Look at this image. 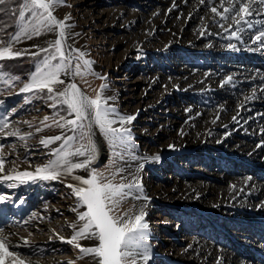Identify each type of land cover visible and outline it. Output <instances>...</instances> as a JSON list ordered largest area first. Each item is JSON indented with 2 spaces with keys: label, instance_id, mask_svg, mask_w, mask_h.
<instances>
[{
  "label": "rangeland",
  "instance_id": "rangeland-1",
  "mask_svg": "<svg viewBox=\"0 0 264 264\" xmlns=\"http://www.w3.org/2000/svg\"><path fill=\"white\" fill-rule=\"evenodd\" d=\"M23 3L24 0H4L0 4V47H6L21 28L28 33L11 41L12 51L22 55L0 59L3 74L0 76V123H7V127L0 128V157L4 161V172H0V176L35 174L38 167L57 158L54 150L75 153L82 145L88 146V138H81L79 128L65 124V120L75 117L68 114L66 105L58 102L61 98L55 96V92L21 91L30 83L37 68H43L45 57L54 52V49L48 52L41 49L49 48L50 43L59 38L58 27L47 31L30 11L25 12L21 21L19 11ZM154 3V0H61L52 9L57 20L66 25L63 47L69 57L64 61L69 65L65 69L67 75L60 74L65 83L54 85L55 91L75 83L85 95L95 98L101 85L107 84L102 95L107 100L106 107L115 109L109 115L116 121L112 127H121V117H134L131 123L123 125L130 130L131 139L126 146L115 148L93 123L90 135L96 145L95 159L86 169H74L72 175L88 178L95 169L115 184L134 182V178L139 180L142 190L131 189L117 214L136 215L141 209L145 212L144 222L148 224L145 244L150 257L147 264H216L213 254L204 255L202 250L217 249V252L227 253L229 245L252 255L251 250L259 248L260 257H264V222L260 218L230 204L211 207L200 194L184 191L200 181L205 188L222 190L228 180L253 173L264 186V168L236 156L232 144L229 141V144L227 141L220 144L216 136L200 144L187 143L184 147L166 141L167 132L185 124V119L179 115L184 105H202L204 101H211L213 105L220 101L216 92L207 96L173 86L177 71L182 67L199 66L223 69L228 61L242 62V54L194 51L181 44L170 48L142 46L135 38L140 17L148 13ZM134 14L139 18L130 20ZM196 16L187 13L184 25L187 31L198 26ZM180 17L182 15L177 20ZM34 28H39L41 34L32 35ZM84 60L90 62V72L94 75L85 69ZM51 63H60L59 57ZM77 64L85 73L83 76L73 75ZM16 77L18 79H13ZM83 123L84 130L88 131L89 121ZM61 124L65 126L60 127ZM55 136L61 139L47 145L41 143ZM68 137L74 139L65 143ZM156 156L159 160L154 159ZM68 159L80 163L87 159V153L71 155ZM120 168L124 171L117 173ZM69 184L78 182L64 174L55 180L38 176L0 179V197H3L0 235L8 237L9 250L18 252L25 264H68L70 261L96 264L92 255H84L75 244L92 247L98 241L67 242L84 224L79 213L86 211ZM238 263L241 264V260L235 264ZM137 264L145 262L137 257Z\"/></svg>",
  "mask_w": 264,
  "mask_h": 264
},
{
  "label": "bare ground",
  "instance_id": "bare-ground-1",
  "mask_svg": "<svg viewBox=\"0 0 264 264\" xmlns=\"http://www.w3.org/2000/svg\"><path fill=\"white\" fill-rule=\"evenodd\" d=\"M154 1L153 8L140 17L135 38L142 46L170 48L181 44L194 51L205 50L219 55L237 53L243 57L242 62L228 61L223 69L199 66L182 67L177 71L171 83L173 86L196 90L207 96L216 92L220 101L213 105L211 101L184 105L179 115L185 119V124L167 132L166 141L184 147L187 143L200 144L216 136L218 143L229 141L232 144L233 154L264 168V38L256 39L264 31V5L255 0L252 15L246 17L249 23H236L239 17L233 19L234 11L225 13L228 19H224L211 10L215 7L218 12H223L221 3L228 7V0ZM236 7H239L238 3ZM187 13L197 15L195 23L198 26L196 24L197 27L190 31L184 27ZM130 17L134 20L139 15ZM222 90L224 93L217 94ZM227 182V187L222 190L220 187L205 188L200 181L197 186L184 187V191L200 194L211 207L230 204L243 208L264 222V186L259 184L254 173ZM179 187L183 188L182 185ZM216 250L202 251L204 255L213 254L216 264H235L237 260H241V264H264L259 248L251 250L253 255L238 246L229 245L227 253Z\"/></svg>",
  "mask_w": 264,
  "mask_h": 264
},
{
  "label": "snow or ice",
  "instance_id": "snow-or-ice-1",
  "mask_svg": "<svg viewBox=\"0 0 264 264\" xmlns=\"http://www.w3.org/2000/svg\"><path fill=\"white\" fill-rule=\"evenodd\" d=\"M60 2L61 0H24V3L20 5L19 18L21 21L25 17V12L30 11L32 17L47 31L51 32L55 28H59V38L50 43L49 48L41 49L44 52L54 49V52L50 56L45 57L42 61L43 68H37V71L31 77L30 83L25 84L21 91L28 92L33 89H47L49 93L55 92V96L61 98L58 102L66 105L68 114L70 116L74 114L75 117L74 119L65 120V124L72 126L73 129L79 128L81 130V138H88V146L82 145L81 148L83 150L78 148L75 153L68 151L61 152V149H56L54 150V155L57 158L50 160L43 167H38L35 174L22 172L16 173L15 176L11 174L0 176V179H35L38 176L44 180H55L61 174L70 175L78 184H69L68 187L72 189L80 205L86 207V211L79 213V219L84 221V224L75 231V234L67 242L73 243L79 239L98 241L92 247H84L79 243L75 244L84 255H92L96 264H137V257H141L145 264H147L150 257L145 244L147 239L146 230L148 229V224L144 222L145 212L141 209L136 215H129L128 213L117 214L120 204L130 195L131 189L142 190L139 180L134 178V182L115 184L111 180H106L103 173H98L95 169L90 172L88 178L72 175L74 169H86L95 159L96 145L90 135L93 123L100 127L101 131L107 135L113 148H115L118 145L126 146L131 139L130 130L123 127V125L131 123L134 117H121V127H112L116 121L110 119L109 115L115 109L106 107L107 100L102 95L103 90L107 88V84L101 85V91L97 92L95 98H89L75 83H68L62 90L55 91L54 85L65 83L64 80L60 79V74L61 72H65V75H67L65 69L69 66L64 63L66 59H69L65 55L63 47L66 25L64 21L57 20L52 12L53 7ZM254 2L255 0L248 3L243 2V0H228V7H224V4L221 3L223 12H218L215 7L211 10L224 19H228L224 15L225 13L234 11L233 19L239 17L236 23H240L241 21L249 23L246 17L252 15V3ZM3 3L4 0H0V4ZM237 3L239 4L238 8L236 7ZM259 3L264 5V0H259ZM22 33L28 34L27 29L21 28L20 32L11 37L6 47H0V59L14 58L22 55L19 51L13 52L11 48V41L19 40ZM31 34L40 35V29L34 28ZM232 35L235 36V32ZM29 38H31V35H29ZM262 38H264V31H261L260 35L256 37L257 40H261ZM57 57H59L60 63L52 64L51 61L56 60ZM82 57L83 53H81ZM83 64L88 73L94 75V73L90 72V62L84 60ZM84 74L81 72V66L77 64L73 75L83 76ZM2 75L0 73V76ZM100 78L105 79L104 77ZM13 79H18V77ZM50 98L54 99L55 97ZM47 119L45 117V120ZM85 120L89 121L87 125L88 131L84 130L85 125L83 121ZM65 124L59 126L64 127ZM2 127H7V123H0V128ZM60 139V136H55L42 140L41 143L47 145ZM72 139L74 137H68L65 143ZM86 153L87 159L83 162L72 163L68 159L71 155L84 156ZM115 155L119 156L120 154L115 153ZM154 159L159 160V157L156 156ZM3 163V157H0V172H4ZM61 169H63V172H61ZM123 171V168L117 169V173ZM2 199L3 197H0V200ZM73 227L75 228L76 226L73 225ZM24 243L26 246L27 241ZM0 264H25V261L20 258L18 252L9 250L8 237L3 235H0ZM68 264H74V262L70 261Z\"/></svg>",
  "mask_w": 264,
  "mask_h": 264
}]
</instances>
